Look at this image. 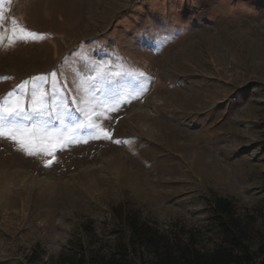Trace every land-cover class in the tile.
Segmentation results:
<instances>
[{"label": "rangeland", "instance_id": "rangeland-1", "mask_svg": "<svg viewBox=\"0 0 264 264\" xmlns=\"http://www.w3.org/2000/svg\"><path fill=\"white\" fill-rule=\"evenodd\" d=\"M0 7V107L21 97L16 122L58 142L28 155L0 138V264L121 258L130 216L212 250L224 242L215 197L247 226L241 243L263 244L264 0ZM13 18L36 38L12 37ZM41 76L46 111L33 113Z\"/></svg>", "mask_w": 264, "mask_h": 264}, {"label": "trees", "instance_id": "trees-1", "mask_svg": "<svg viewBox=\"0 0 264 264\" xmlns=\"http://www.w3.org/2000/svg\"><path fill=\"white\" fill-rule=\"evenodd\" d=\"M212 206L224 240L212 250L200 249L191 235L185 239L170 236L130 216L126 219L130 236L128 247L122 248L123 257L83 253L56 264H264V242L254 250L241 243L249 230L236 216L232 202L215 197Z\"/></svg>", "mask_w": 264, "mask_h": 264}, {"label": "snow or ice", "instance_id": "snow-or-ice-1", "mask_svg": "<svg viewBox=\"0 0 264 264\" xmlns=\"http://www.w3.org/2000/svg\"><path fill=\"white\" fill-rule=\"evenodd\" d=\"M5 0H0V5H2ZM11 2V0H8ZM7 22V17L4 14L2 7H0V28H3L5 23ZM12 28L10 31L12 32V37H17V31L20 33H26V35H19V40H26L28 37L33 39L36 38L35 33L27 32L24 28H18L17 21L15 18L11 20ZM10 37V39H12ZM0 39H3L0 36ZM51 75L55 76L56 73L53 72ZM45 78L43 76L34 78L32 88V96H31V111L33 113H39L46 111L44 104V93L39 88L38 81H43ZM12 96V93H9V97ZM29 109L25 106L24 101L21 97H17L15 101L10 104H6V106L0 107V138L9 139L19 145V150L24 151L28 155H34L35 152L32 151L34 148H39L41 151H46L49 154H52L55 150H57V141L52 137L48 136H40L37 135V129L33 127L32 129L25 128L22 124H18L16 122L17 118H22L26 115ZM88 126L93 129H96L97 126L91 121L88 122L87 125L83 123L78 124L77 127ZM99 132L103 133V138L111 139L112 133L102 127L98 129ZM48 141V146L41 148V145L44 144L45 141ZM116 143H122V141H115ZM60 149L64 147L63 143H59ZM51 163V161H49Z\"/></svg>", "mask_w": 264, "mask_h": 264}]
</instances>
